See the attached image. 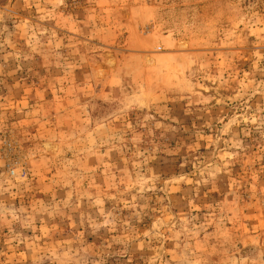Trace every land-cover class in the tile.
<instances>
[{
	"label": "rangeland",
	"instance_id": "obj_1",
	"mask_svg": "<svg viewBox=\"0 0 264 264\" xmlns=\"http://www.w3.org/2000/svg\"><path fill=\"white\" fill-rule=\"evenodd\" d=\"M0 264H264V0H0Z\"/></svg>",
	"mask_w": 264,
	"mask_h": 264
},
{
	"label": "bare ground",
	"instance_id": "obj_2",
	"mask_svg": "<svg viewBox=\"0 0 264 264\" xmlns=\"http://www.w3.org/2000/svg\"><path fill=\"white\" fill-rule=\"evenodd\" d=\"M181 46L184 48V49H188V44L186 42H182L181 43ZM146 60H147V63H151L152 62V59L150 57H146ZM49 147V145L47 146V148Z\"/></svg>",
	"mask_w": 264,
	"mask_h": 264
}]
</instances>
